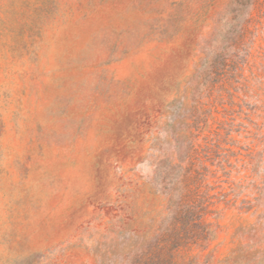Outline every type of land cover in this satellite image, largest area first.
I'll return each instance as SVG.
<instances>
[{"label": "rangeland", "instance_id": "1", "mask_svg": "<svg viewBox=\"0 0 264 264\" xmlns=\"http://www.w3.org/2000/svg\"><path fill=\"white\" fill-rule=\"evenodd\" d=\"M161 247L264 264V0H0V264Z\"/></svg>", "mask_w": 264, "mask_h": 264}, {"label": "trees", "instance_id": "2", "mask_svg": "<svg viewBox=\"0 0 264 264\" xmlns=\"http://www.w3.org/2000/svg\"><path fill=\"white\" fill-rule=\"evenodd\" d=\"M171 232L172 233H170V234H165L164 232H162V234L159 236L160 237V245L163 246L164 248H165V244H164L165 238H167L168 240H171L174 237V234H173V230L172 229H171ZM161 241H162V243H161ZM163 247H161V249H159V251H156L153 254V258H152L153 260L151 261V264H170V262L168 261V256H166L165 255L166 253L163 252V249H162ZM139 263H140V260L138 259L137 260V264H139Z\"/></svg>", "mask_w": 264, "mask_h": 264}]
</instances>
